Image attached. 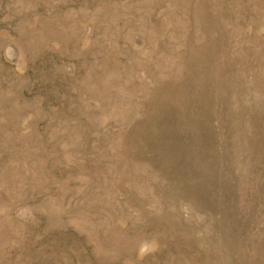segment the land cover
I'll use <instances>...</instances> for the list:
<instances>
[{
  "label": "rangeland",
  "instance_id": "rangeland-1",
  "mask_svg": "<svg viewBox=\"0 0 264 264\" xmlns=\"http://www.w3.org/2000/svg\"><path fill=\"white\" fill-rule=\"evenodd\" d=\"M0 264H264V0H0Z\"/></svg>",
  "mask_w": 264,
  "mask_h": 264
}]
</instances>
